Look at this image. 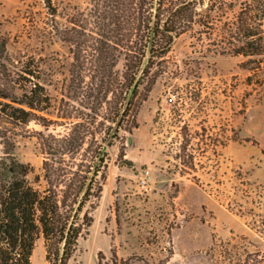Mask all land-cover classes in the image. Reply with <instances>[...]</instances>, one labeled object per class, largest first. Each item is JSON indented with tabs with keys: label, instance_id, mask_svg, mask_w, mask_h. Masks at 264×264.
I'll return each instance as SVG.
<instances>
[{
	"label": "rangeland",
	"instance_id": "374dc122",
	"mask_svg": "<svg viewBox=\"0 0 264 264\" xmlns=\"http://www.w3.org/2000/svg\"><path fill=\"white\" fill-rule=\"evenodd\" d=\"M52 1L55 15L44 0H0V33L10 58L40 60L57 104L74 63L68 37L96 31L97 19L95 0ZM196 31L175 38L154 61L136 127L128 117L109 149L93 222L68 264H99V254L109 260L112 253L167 264H264V70L213 52ZM26 129L11 154L32 167L34 182L43 160L34 131L43 128L31 122ZM120 149L132 165L120 162ZM31 262L48 264L42 237Z\"/></svg>",
	"mask_w": 264,
	"mask_h": 264
},
{
	"label": "trees",
	"instance_id": "16d2710c",
	"mask_svg": "<svg viewBox=\"0 0 264 264\" xmlns=\"http://www.w3.org/2000/svg\"><path fill=\"white\" fill-rule=\"evenodd\" d=\"M44 5L55 15L52 0ZM95 7L96 31L75 29V38L68 37L75 44L74 63L57 104L40 60L10 58L0 33V138L6 154L0 159V264H32L40 237L48 264H68L93 222L109 149L128 117L136 127L137 107L156 78L147 77L149 71L175 38L197 27L213 52L243 57L241 67L248 71L264 70V0H95ZM31 122L43 128L34 131L43 156L34 182L28 180L32 167L11 154L14 137ZM124 157L120 149V162L132 165ZM98 262L168 259L112 253L109 260L99 254Z\"/></svg>",
	"mask_w": 264,
	"mask_h": 264
}]
</instances>
